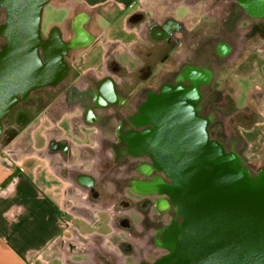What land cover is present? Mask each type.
Listing matches in <instances>:
<instances>
[{"label":"crops","instance_id":"obj_1","mask_svg":"<svg viewBox=\"0 0 264 264\" xmlns=\"http://www.w3.org/2000/svg\"><path fill=\"white\" fill-rule=\"evenodd\" d=\"M52 4L64 14L50 28L56 26L63 40L80 35L84 40L74 48L63 81L32 95L21 107L26 117L4 127L13 134L0 141V264L150 262L153 253H161L145 228L153 206L117 205L120 193L135 202L153 199L146 184L151 158L132 153L130 139L119 130L121 120L129 125L135 113L129 98L138 88L129 83L152 47L151 23L172 16L188 28L196 19L209 25L211 0ZM135 13L143 18L130 23ZM260 45L264 58V42ZM256 87L262 97L242 136L263 156L264 76Z\"/></svg>","mask_w":264,"mask_h":264},{"label":"water","instance_id":"obj_2","mask_svg":"<svg viewBox=\"0 0 264 264\" xmlns=\"http://www.w3.org/2000/svg\"><path fill=\"white\" fill-rule=\"evenodd\" d=\"M49 1L0 0L6 38L0 46V136L19 100L67 73L62 58L69 46L58 41L51 56L41 36ZM239 3L249 16L264 17V0ZM170 109L171 119L148 135L171 180L163 191L182 221L168 230L169 251L146 264H264V168L253 174L237 153L226 152L190 105Z\"/></svg>","mask_w":264,"mask_h":264},{"label":"flooded vegetation","instance_id":"obj_3","mask_svg":"<svg viewBox=\"0 0 264 264\" xmlns=\"http://www.w3.org/2000/svg\"><path fill=\"white\" fill-rule=\"evenodd\" d=\"M232 2L239 11L232 7ZM211 3V8L217 4L224 5V7H219V11L216 8L213 11L215 14L216 12L219 13L218 22L220 27L218 29L207 27V32L201 34V25H199L197 19L193 28H188L185 21L175 20L172 16H164L159 19V23H151L149 37L152 40V47L143 53L144 63L132 74L129 83L130 88H138V91L132 93L129 98L133 102L135 113L131 118L129 117L131 124L128 125L126 120H121L119 130L121 135L130 139L129 148L132 153H145L151 158V179L146 184L148 183V190L153 193V199L145 198L143 201L135 202L121 197L117 201V205L120 207L133 205L141 210L153 206L155 212L151 216H146L145 228L152 232L150 236L151 246H160L161 253L152 261L169 251L167 246L168 230L171 227L177 228L182 218L178 213L176 203L163 191L162 186L171 183V180L166 176L164 169L156 159L157 154L154 145L150 143L152 140L150 141L149 132L155 130L156 124L161 123L163 125L171 119L167 118L172 112H170V107L173 108L176 105L178 111L179 107L185 103L192 107L195 115L207 120V132L210 138L220 142L226 152H235L239 155L235 148L236 143L241 140L239 135L229 133L226 139L228 148L218 138L211 135L210 126L216 119V113L211 106L216 103L221 106V102L219 103L217 100L225 87H221L220 82L222 84L228 82L227 77L217 80L222 75L221 73L225 72L224 66L231 52L230 35L232 34L233 23H235L233 21L237 19L238 12L245 15L244 19L253 20L254 23H251L252 29L255 28L256 30H264V23H262L264 17L249 16L240 5L239 0H211ZM213 17L215 19L214 14ZM142 18L143 14L135 13L131 15L130 23H137ZM41 36L48 41L46 49L51 56L52 52L58 48L56 45L58 41L69 46L62 58V61L67 65V73L55 84L33 89L25 99L19 100L13 108L16 106L22 107L30 100L32 95L42 89L60 84L69 72L68 61L72 57L74 48L84 40L81 35L80 37L63 40L56 26L51 27L46 33L41 32ZM0 38L2 39L1 46L5 43L6 38L1 35ZM261 41L264 42V34L252 51L245 55L235 66V72L238 75L234 74L231 77L235 85L229 86L228 91H226L233 101L234 113L239 116L236 118L240 125H245L248 121L253 122L257 114L256 105L262 97V90L257 88L255 83H251L247 96L248 101L253 104L252 109H247L246 104L241 107L237 104V81L250 79L251 77H254L255 80L258 78L261 80L264 76V58L261 57L263 48L261 45L259 46ZM68 56H70L69 59H67ZM109 63L112 65L111 61ZM113 68L117 69L115 64H113ZM157 69H159L158 72ZM152 86H155V89ZM26 115L20 109L16 115V120L21 121ZM2 135H4L5 140L11 137L10 132L5 129ZM240 135L242 136V134ZM163 216L168 217L169 220L164 221ZM122 223H125V221L122 220ZM146 263L149 262L142 261L139 264Z\"/></svg>","mask_w":264,"mask_h":264},{"label":"rangeland","instance_id":"obj_4","mask_svg":"<svg viewBox=\"0 0 264 264\" xmlns=\"http://www.w3.org/2000/svg\"><path fill=\"white\" fill-rule=\"evenodd\" d=\"M51 1L53 2L56 0H51ZM52 2L45 4L43 7L42 17H41V32L42 33L48 32L50 29L51 23L54 20H59L64 14V11H61L62 8L54 7ZM231 5L232 7H235L236 10H238L236 5L233 2ZM215 6L216 5H214V7L211 8V12L212 14H214L215 19L213 17V20H211L209 25L201 26L200 28L201 34L207 32V29H208L207 27H214L215 29H218L220 27V24L218 22L219 13L216 12L215 14L213 13V11H215V8L217 11H219L220 10L219 7H221L222 4H218L216 7ZM222 7H224V5ZM179 14H182V12L179 11ZM244 18H245V15L242 14V12H238L237 19L233 21L235 23H233L232 34L230 35L231 52L229 53L230 55L228 56L226 60V64L224 66L225 72L221 73L222 74L221 76L227 77L226 79L228 82L225 84L224 83L222 84L220 82V86L225 87V89H223L222 93L219 95L218 100H217V102L219 103L221 102V106L217 105V103L211 106V108L216 113L215 114L216 119L210 126V131H211V135L213 137L218 138L223 144L226 145L227 148H228V145H227L228 143L226 142V139L229 133L239 135V138L241 140H239V142L236 143L235 148L237 149L241 159L243 160V163L248 167L249 171L254 174L259 169L264 167V154L263 156H261L260 155L262 154L261 150L257 149L255 145H250V147L246 145L243 139V136H241L240 134L244 135L245 133L244 129L249 128L251 126L250 125L251 123L250 121H248L247 124L245 125H240V123H238L239 121L236 117H239V116L235 115L234 113L235 106L233 104V101L229 97V94L226 93V91H228L229 86L235 85L234 81H232V78H231L234 74L238 75L235 72V66L239 63L241 59H243L245 55H247L250 51H252L253 47L256 45L257 42L260 41V39L263 37V34H264V30L263 31L258 30V29L256 30L255 28L252 29L253 26L251 25V23H254L253 20L244 19ZM3 19H4V10L3 8L0 7V21H2ZM262 23H264V20ZM1 42H2V39L0 38V43ZM69 58L70 56H68L67 59ZM253 78L254 77H251L250 79H246V80L242 79V80L237 81L238 83L237 84L238 86L237 103L239 105H244L245 103H247V106H246L247 109L248 108L252 109L251 107L253 106L251 102L247 101L248 99L247 94H248L249 86L251 83L256 84L261 81L259 78L257 80ZM221 79L222 78H220V80ZM20 109L21 107L16 106L8 113L6 119L3 121V127L7 126L9 122L16 120V115L18 113V110ZM1 140L2 141L5 140L4 135L0 136V141ZM247 152L253 153V154L250 156L249 155L247 156ZM121 197L122 195L120 193V198ZM162 219H164V221L169 220L168 217H165V216H163ZM153 227H154V223H153ZM148 241L150 243V238ZM157 256L158 255L156 253H153L152 258L154 259Z\"/></svg>","mask_w":264,"mask_h":264},{"label":"trees","instance_id":"obj_5","mask_svg":"<svg viewBox=\"0 0 264 264\" xmlns=\"http://www.w3.org/2000/svg\"><path fill=\"white\" fill-rule=\"evenodd\" d=\"M9 132H10L11 135L13 134V131H9Z\"/></svg>","mask_w":264,"mask_h":264}]
</instances>
